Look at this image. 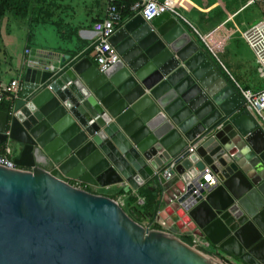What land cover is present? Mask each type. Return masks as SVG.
<instances>
[{
    "label": "water",
    "instance_id": "1",
    "mask_svg": "<svg viewBox=\"0 0 264 264\" xmlns=\"http://www.w3.org/2000/svg\"><path fill=\"white\" fill-rule=\"evenodd\" d=\"M186 38L170 12L137 15L110 37L118 60L103 71L86 58L30 61L0 112V144L21 147L17 169L0 166V264H216L180 241L169 212L182 233L263 264L264 131ZM204 168L216 186L192 194ZM70 180L151 181L162 230Z\"/></svg>",
    "mask_w": 264,
    "mask_h": 264
},
{
    "label": "crops",
    "instance_id": "2",
    "mask_svg": "<svg viewBox=\"0 0 264 264\" xmlns=\"http://www.w3.org/2000/svg\"><path fill=\"white\" fill-rule=\"evenodd\" d=\"M154 1L175 11L176 14L172 15L187 36L186 44L194 45L196 52L202 53L204 59L232 90L234 95L231 103L240 104V111L247 110L243 105L238 87L252 92L264 89V72L256 63L243 39V34L263 19L264 5L250 3V0ZM247 2L252 5H248ZM107 6L108 0H9L6 4L7 9L0 18V43L3 46V50L0 51V86L8 85L12 80H18L22 84L27 61L63 59V64H66L71 59L78 61L86 58L97 67L92 51L96 36L93 25L105 18ZM136 16L116 27L114 33ZM14 40H17V44ZM14 45H16L15 48ZM26 49L30 51L28 55L25 54ZM67 57H69L68 60ZM63 64L61 63L59 67ZM253 118L264 131L261 122ZM3 143V146L5 143L10 146L13 160L19 157L20 145L11 140ZM16 146H18V155H14ZM20 169L29 170L28 168ZM69 183L107 198H112L120 192L122 194L115 201L126 211H129L132 206L130 199H136V205L141 207L145 201L144 197L150 199L158 196L160 198L159 189H153L151 181L146 182L137 191L132 190L125 183L105 187H94L71 180ZM215 186L216 181L211 188ZM162 207L165 206L162 205ZM170 213L172 217L167 216L165 223L176 226L178 238L186 236L198 244L208 240L206 237L199 238L190 233H182L183 227L179 222H175L174 214ZM148 220V218H142L141 224L149 225ZM220 250L229 262L247 264L239 257ZM259 253L262 257L260 259H264V247ZM254 259L256 263L260 260L259 257Z\"/></svg>",
    "mask_w": 264,
    "mask_h": 264
},
{
    "label": "built area",
    "instance_id": "3",
    "mask_svg": "<svg viewBox=\"0 0 264 264\" xmlns=\"http://www.w3.org/2000/svg\"><path fill=\"white\" fill-rule=\"evenodd\" d=\"M116 1L118 0H108L105 18L95 22L93 25V31L96 36L92 45V51L97 68L100 71L107 69L118 60L117 52L109 42L110 37L113 35L116 27L120 26L121 22V14L115 4ZM250 2L264 5V0H250ZM130 11L135 15H139L144 22H150L166 12L176 14L175 11L168 6L159 4L154 0H136L130 6ZM243 39L251 50L256 63L264 72V17L259 23L251 26L244 32ZM29 53L30 51L26 49L25 54L28 55ZM28 64H30V61L26 62V66ZM21 89L22 84L18 80H12L8 85L0 86V101L2 100L3 94H9L14 101L17 99ZM238 90L242 97L243 105L253 117L258 119L264 126V89L258 92H252L238 87ZM196 145L197 142H193L187 147L186 151L192 152ZM0 166L8 169H17L11 158L10 146L6 143L2 147L0 153ZM175 167L176 164L173 161L168 162L161 171L164 178L169 179L172 177L175 174ZM214 183V174L209 168H204L199 172V177L196 180L192 194L198 195L201 189L207 190L211 188ZM143 226L150 230L152 224Z\"/></svg>",
    "mask_w": 264,
    "mask_h": 264
},
{
    "label": "trees",
    "instance_id": "4",
    "mask_svg": "<svg viewBox=\"0 0 264 264\" xmlns=\"http://www.w3.org/2000/svg\"><path fill=\"white\" fill-rule=\"evenodd\" d=\"M136 0H118L115 2L117 9L119 13L121 14V22L120 26L128 19L133 17L135 14L130 11V6L135 2ZM9 0H0V18L3 16L4 12L6 11L7 7L6 4H8ZM13 104V99L9 94H3L2 100L0 101V112H10L11 106ZM4 143L0 144V153H1V146H3ZM86 192H90L87 189H82ZM91 193V192H90ZM122 193L118 192L116 196L109 198L111 200H116V198L121 195ZM140 196V195H139ZM145 201L141 207L136 205V199H130V202L132 204L129 211H126L124 208L123 211L135 222L138 224H141V219H149V223L152 224L151 229L152 230H159V227L154 223L153 219L156 214V206L159 201V197L155 196L154 198L151 197L148 199L147 197H144ZM181 242H183L185 245L189 246L191 249H193L196 252H199L200 254L206 256L207 258L211 259L216 264H233L229 262L224 256L223 252L217 248L216 246L212 245L208 240H203L198 243H194L189 237L183 236L179 238Z\"/></svg>",
    "mask_w": 264,
    "mask_h": 264
},
{
    "label": "rangeland",
    "instance_id": "5",
    "mask_svg": "<svg viewBox=\"0 0 264 264\" xmlns=\"http://www.w3.org/2000/svg\"><path fill=\"white\" fill-rule=\"evenodd\" d=\"M248 3V5H252V4H250L249 2H247ZM33 34H35V31H34V29H33ZM34 40V39H33ZM14 43L15 44H17V40H14ZM35 44V43H34ZM15 46L16 45H14V48H15ZM1 50H3V46H2V44L0 43V51ZM17 145H19V144H17ZM19 154V151H18V146H16V149H15V151H14V155H18Z\"/></svg>",
    "mask_w": 264,
    "mask_h": 264
},
{
    "label": "flooded vegetation",
    "instance_id": "6",
    "mask_svg": "<svg viewBox=\"0 0 264 264\" xmlns=\"http://www.w3.org/2000/svg\"><path fill=\"white\" fill-rule=\"evenodd\" d=\"M158 227L162 230V228L160 226H158Z\"/></svg>",
    "mask_w": 264,
    "mask_h": 264
}]
</instances>
